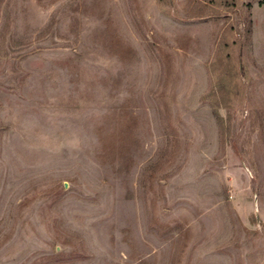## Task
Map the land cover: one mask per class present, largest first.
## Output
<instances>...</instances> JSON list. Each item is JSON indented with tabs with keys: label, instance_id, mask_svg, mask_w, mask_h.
<instances>
[{
	"label": "rangeland",
	"instance_id": "1",
	"mask_svg": "<svg viewBox=\"0 0 264 264\" xmlns=\"http://www.w3.org/2000/svg\"><path fill=\"white\" fill-rule=\"evenodd\" d=\"M0 264H264V0H0Z\"/></svg>",
	"mask_w": 264,
	"mask_h": 264
}]
</instances>
